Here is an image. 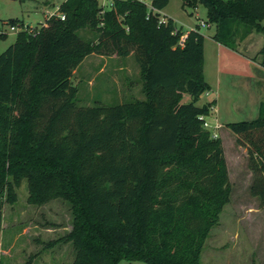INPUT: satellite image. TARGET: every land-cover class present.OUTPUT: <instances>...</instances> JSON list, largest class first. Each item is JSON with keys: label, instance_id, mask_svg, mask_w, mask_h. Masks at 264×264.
Instances as JSON below:
<instances>
[{"label": "trees", "instance_id": "trees-1", "mask_svg": "<svg viewBox=\"0 0 264 264\" xmlns=\"http://www.w3.org/2000/svg\"><path fill=\"white\" fill-rule=\"evenodd\" d=\"M180 1L202 5L210 38L229 50L264 35V0ZM167 2L112 0L99 14L97 0H63L62 19L18 31L0 53V229L8 177H25L33 199L69 202L70 264H199L230 186L221 141L203 127L214 101L196 104L209 88L203 35L190 29L179 45L172 19L159 20ZM90 54L132 55L142 98L79 105L70 78ZM224 126L246 150L249 193L264 209V104Z\"/></svg>", "mask_w": 264, "mask_h": 264}, {"label": "rangeland", "instance_id": "rangeland-1", "mask_svg": "<svg viewBox=\"0 0 264 264\" xmlns=\"http://www.w3.org/2000/svg\"><path fill=\"white\" fill-rule=\"evenodd\" d=\"M62 1L0 0V29L5 34L0 37V53L14 41L15 33L20 30L32 33L44 23V7L55 11ZM159 13L171 18L175 29L182 33L197 28L203 35L204 80L210 90L202 92L199 99H216L217 112L206 116L205 121L210 126L218 123L221 127L213 129L208 125L207 129L218 133L221 139L230 186L229 199L221 208L217 223L208 231L199 264H264V209L249 193L251 173L246 166V150L235 143L233 135L224 126L228 122L255 118L258 93L264 101L261 90L264 85V51H261L264 35L252 32L235 46L236 51L244 53L242 57L248 62L246 68L255 80L223 74L218 78L216 45L209 39L214 26L207 24L205 8L197 5L192 9L182 6L180 0H168ZM200 22L204 25L200 26ZM260 24L264 27V19ZM8 25H12L14 31L9 30ZM77 33L85 37L93 34L86 29ZM243 40L246 41L242 43ZM230 62L239 67L238 70L246 69L245 65L241 67L242 61ZM119 64L115 57L85 56L70 78L76 88L77 103L112 104L142 98L138 68L132 55L125 59V69H117ZM188 101L189 96L182 94L180 103ZM214 116L216 120L213 121ZM8 178V199L4 200L1 211L0 264H70L73 249L66 239L72 219L69 202L62 197L33 199L34 194L25 177ZM127 263L126 260L118 262ZM130 263L141 264L139 261Z\"/></svg>", "mask_w": 264, "mask_h": 264}, {"label": "crops", "instance_id": "crops-1", "mask_svg": "<svg viewBox=\"0 0 264 264\" xmlns=\"http://www.w3.org/2000/svg\"><path fill=\"white\" fill-rule=\"evenodd\" d=\"M46 8L44 7L43 8V14H44V10H45ZM45 19V18H44ZM187 32V31H186ZM186 32H184L181 36L183 37V36H185V34H186ZM249 35L250 34H248L245 38H243V39H247V37H249ZM209 38V37H208ZM209 39H211V38H209ZM212 41H214L213 39H211ZM246 40H243L242 41V43H244ZM214 43H215V45H216V54H217V58H218V64L216 65V71H217V73H218V78L220 77L219 75H225V76H232L233 75V77H238V78H244V79H246V80H255L256 78H255V76L253 75V74H251L250 73V71L247 69L248 68V62H246L245 60H244V58L242 57V56H244V53L242 52V51H236V49L234 50V51H232V50H229V49H227V48H225V47H223V46H221V45H219L216 41H214ZM202 54H203V45H202ZM98 57H100V58H103L104 56H99V55H97ZM130 56V54L129 55H127V56H124V57H115V56H110V57H115L116 59H118L119 60V62H120V64L118 65V67H117V69H125V66H124V61H125V59H127L128 57ZM240 56V57H239ZM241 57L243 58V59H241ZM227 60L229 61V63H227ZM230 60H237V61H242V63H240L241 64V67L242 66H244L245 65V70H243V71H241V70H238V69H240L239 67H236V66H234L233 65V63H231L230 62ZM202 73H203V78H204V72H203V65H202ZM205 79V78H204ZM260 81V80H259ZM258 81V82H259ZM262 82H264V81H262ZM208 84V83H207ZM208 90H210V86H209V84H208ZM261 90H262V92L264 93V85H262V87H261ZM203 94H205L204 96H206V92L205 93H203ZM257 99H256V111H258V107H259V105L261 104V103H263L264 104V101L261 99V95H260V93H258L257 94ZM212 101H214V104L212 105V107H211V109L209 110V114L207 115V116H209L210 114H212V113H216L217 112V110H216V107H214L215 105H216V103H215V101H216V99L214 98V99H211ZM210 99H207V100H205V101H200V99H198L197 100V103L200 105V104H202V103H205V102H209V101H211ZM205 120H206V117H205ZM212 120L214 121V120H216V117L214 116L213 118H212ZM207 122V121H206ZM208 123V122H207ZM214 124H218V123H214ZM213 124V125H214ZM208 125L210 126V124L208 123ZM212 125V126H213ZM219 125V127H220V124H218ZM212 126H210V127H212ZM221 128V127H220ZM219 128V129H220ZM218 130V129H217ZM215 135L217 136V137H219V135H218V133H215ZM219 139H220V137H219ZM220 141H221V139H220Z\"/></svg>", "mask_w": 264, "mask_h": 264}, {"label": "built area", "instance_id": "built-area-1", "mask_svg": "<svg viewBox=\"0 0 264 264\" xmlns=\"http://www.w3.org/2000/svg\"><path fill=\"white\" fill-rule=\"evenodd\" d=\"M138 1H142V2L145 4V6H146L148 9H150V0H138ZM97 2H98V5H99V7H100L99 14H101V13L104 11V9H108V8L111 6L112 0H97ZM159 14H160V13H159ZM44 15H45L46 18H48V17H50V16H52V15H56V16H58L60 19L63 18V15L57 12V8H56L55 11H49V10L45 9V10H44ZM163 18H164L163 15H160L159 20L161 21V20H163ZM199 25H200V26H203L204 23L200 22ZM8 28H9V30L14 31V27H13L12 25H8ZM183 37H184V36H183ZM183 37L180 36V38H179V40H178V44H179V45L182 44ZM207 126H208V124H207V122L204 120V122H203V127L207 128ZM218 127H219L218 124H214L211 128L214 129V128H218ZM211 134H212L213 136H216L215 133H213V132H211Z\"/></svg>", "mask_w": 264, "mask_h": 264}]
</instances>
